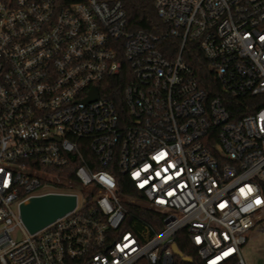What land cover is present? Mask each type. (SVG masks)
Returning <instances> with one entry per match:
<instances>
[{"label": "built area", "instance_id": "2783aa9c", "mask_svg": "<svg viewBox=\"0 0 264 264\" xmlns=\"http://www.w3.org/2000/svg\"><path fill=\"white\" fill-rule=\"evenodd\" d=\"M140 1L159 27L124 0H0V264H174L180 236L245 264L264 233V0ZM45 195L75 208L30 234L19 207Z\"/></svg>", "mask_w": 264, "mask_h": 264}, {"label": "trees", "instance_id": "16d2710c", "mask_svg": "<svg viewBox=\"0 0 264 264\" xmlns=\"http://www.w3.org/2000/svg\"><path fill=\"white\" fill-rule=\"evenodd\" d=\"M65 1L73 2V1H83V0H65ZM123 6L127 14L128 21L132 28L151 31L154 26L155 27L160 26L159 24L160 22L158 18L156 17L155 11L150 3L143 2L140 0H124ZM190 63L197 70L198 76L200 77L199 81H200L201 86L208 92L209 95L211 93H214L217 88L216 81H214V79H212V77L206 71L204 63L202 62V64L199 66L198 64H196V62L192 61ZM122 86L123 84L121 86L116 85L115 92L117 93V95H120L122 91ZM229 109L232 115L234 116H239V115L246 113L244 107L240 106L239 104L237 105L236 103L232 104L229 107ZM88 155L90 156V154ZM76 167H77V164L75 163H73L71 166L72 169ZM72 169L69 168V170L67 171L64 170L65 171L64 175L74 180ZM118 191L120 193H123L124 195L134 196V193L131 191L128 181L126 180L125 177H122V176L118 178ZM127 209L129 211H132V213L135 214L137 218L139 217L145 220L149 219V221L151 219V217L149 216L150 213L146 210L136 209L132 207H128ZM176 244H177L179 251L185 256L192 257L194 260L192 264H196L194 252L188 249L186 241L183 239V237L181 236L178 237L176 239ZM174 264H188V263L181 261V259L179 258H175Z\"/></svg>", "mask_w": 264, "mask_h": 264}, {"label": "water", "instance_id": "95a60500", "mask_svg": "<svg viewBox=\"0 0 264 264\" xmlns=\"http://www.w3.org/2000/svg\"><path fill=\"white\" fill-rule=\"evenodd\" d=\"M93 96H96L95 90ZM75 205V196L45 195L31 198L27 204L20 205L19 214L24 227L34 234L71 212ZM173 252L181 261L191 264L192 260L183 256L176 245H173Z\"/></svg>", "mask_w": 264, "mask_h": 264}, {"label": "rangeland", "instance_id": "374dc122", "mask_svg": "<svg viewBox=\"0 0 264 264\" xmlns=\"http://www.w3.org/2000/svg\"><path fill=\"white\" fill-rule=\"evenodd\" d=\"M71 186L78 193L82 190V187L77 183L72 182ZM79 200L82 202L81 195ZM11 237L19 241L22 239V233L18 228H15ZM240 255L245 264H264V233L259 231V227L250 233L249 240L240 249Z\"/></svg>", "mask_w": 264, "mask_h": 264}, {"label": "snow or ice", "instance_id": "6c2138e0", "mask_svg": "<svg viewBox=\"0 0 264 264\" xmlns=\"http://www.w3.org/2000/svg\"><path fill=\"white\" fill-rule=\"evenodd\" d=\"M257 203H260V201L258 200ZM227 255V254H226Z\"/></svg>", "mask_w": 264, "mask_h": 264}]
</instances>
